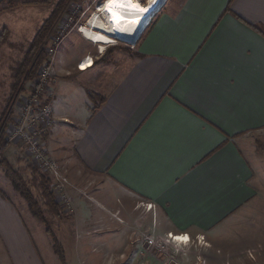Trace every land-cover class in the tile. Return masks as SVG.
Wrapping results in <instances>:
<instances>
[{
	"label": "crops",
	"instance_id": "0c3cea01",
	"mask_svg": "<svg viewBox=\"0 0 264 264\" xmlns=\"http://www.w3.org/2000/svg\"><path fill=\"white\" fill-rule=\"evenodd\" d=\"M158 9L135 48L108 49L86 71L77 65L98 46L67 38L46 93L55 123L45 146L91 174L105 201L153 202L180 231L224 229L249 215L264 179V0H166ZM19 79L0 82V115ZM5 156L28 174L15 146ZM15 192H0V264H43L23 215L40 221ZM73 198L75 214L85 203Z\"/></svg>",
	"mask_w": 264,
	"mask_h": 264
},
{
	"label": "rangeland",
	"instance_id": "374dc122",
	"mask_svg": "<svg viewBox=\"0 0 264 264\" xmlns=\"http://www.w3.org/2000/svg\"><path fill=\"white\" fill-rule=\"evenodd\" d=\"M68 1L0 0V11L3 7L11 6V9L6 10L0 16L2 32L4 29L8 30L7 38H5L0 52V82H7L5 80L10 76L13 78L20 76L14 89L16 92L13 99L18 94H28L31 82L37 77L38 70L46 59L41 44L54 30L56 33L59 32L58 17ZM104 1L97 0L96 5H100ZM142 1L145 2V0ZM24 2L27 3L26 7L23 5L18 7ZM34 5L37 6L34 7ZM87 18L86 16L82 21L85 26L88 22ZM72 33H77L83 38L77 28H74L69 35H65L54 58V72L57 63L64 64L62 55L64 45ZM44 34L45 38L41 43L40 37H43ZM37 36L39 37L37 38ZM117 47L129 46L118 44ZM34 50H39L38 56L44 53L45 58L39 63L36 77L32 79L29 75L32 74L31 70L35 65V60H31L30 57ZM107 50L104 52L105 54L108 52ZM98 52L99 50L96 48L97 54L91 58L97 59L100 56ZM23 83L28 87L27 90L21 87ZM13 99L0 115V128L4 122L9 124L13 122V118H18L23 100L18 101L15 105ZM3 107L5 105L0 104V111ZM13 129L14 126H11L6 132L4 130L0 134V140L3 139L8 147L15 146L20 158L25 162L23 166L26 165L30 168L28 174H25L20 168L16 169L12 165L18 172V176L21 179H29L30 176V179H48L50 189L55 196V202L63 209L62 220L69 219L68 223H59L55 222L50 217L51 215L47 216L49 220L54 221H50L48 228L58 239L66 264H264V179H260L259 182L260 193L256 205L247 210L249 215L236 216L234 223L224 226V229L222 227L223 230L217 228L216 230L180 231L171 225L161 212L156 210L158 206L153 202L141 201L133 196V199L125 204L115 199L113 202L112 197H109V201H105L102 198L104 195L97 194V191L99 192L100 188H103L102 185H98L96 179H92L91 174L83 173L79 167L70 162L58 161L47 152L44 136L48 131L42 138L43 148H45L48 157L55 162L59 173V176L53 175L52 177L49 172L32 160L25 143L20 139L8 141ZM253 142L258 148L257 150H262L263 144L257 137L253 139L251 136V143L253 144ZM257 165L264 175V160L261 159ZM3 175L6 176V172L0 166V192L12 198L13 192L18 191L13 189V183L8 180L7 176V179H3ZM63 178H66L67 185L64 191L60 192L58 186L61 188ZM56 180L61 182L57 183ZM106 185L105 189L109 188L110 183L106 181ZM30 191L39 197L41 189L36 186ZM64 194L68 195L70 199L66 202L69 203V206L63 201L62 195ZM76 195L84 198L85 207H79L73 214L75 209L73 196ZM38 200L42 204L43 213L47 214L42 200ZM98 202L117 209L103 206L104 210H102ZM150 206L154 208L150 209ZM21 207L24 205L21 204ZM23 217L42 263L63 264L53 250L52 237L46 233V226L27 214H24ZM249 227L250 231H243ZM171 233L189 234L191 241L187 245H182L170 238Z\"/></svg>",
	"mask_w": 264,
	"mask_h": 264
},
{
	"label": "built area",
	"instance_id": "2783aa9c",
	"mask_svg": "<svg viewBox=\"0 0 264 264\" xmlns=\"http://www.w3.org/2000/svg\"><path fill=\"white\" fill-rule=\"evenodd\" d=\"M107 1L108 0H105L100 5H96L97 0H69L67 2L66 6L63 8L61 14L58 17L60 22L58 25L59 32L56 33L54 30V32H52L42 44L41 48L44 49L46 59L44 60L45 62L41 64L37 73V77L31 82L28 94H19L15 99H13L15 105L18 103V101L23 100V105L18 118H13V122H10L9 124L4 122L2 127V129L6 132L9 127L14 126L13 132L8 141L11 142L16 139H20V141L25 143L27 152L31 156L32 160L36 164L40 165L45 171L49 172L52 177L53 175L59 176V173L57 172V166L55 165V162L48 157L45 148H43L44 145L42 144V138L54 126L55 123L52 106L49 102H47L46 98L50 77L54 73V58L63 42L65 35H69L74 28H77L78 32L84 36L82 30L85 25L82 24V21L87 16L88 24L96 14V11H98L99 8ZM114 41L115 43L106 45V48L112 44H124L131 48H135L134 44L128 43L126 41H121L117 38L114 39ZM98 48L101 47L98 46ZM84 61L85 60L78 64V70L84 71V68H86L82 65ZM22 87L25 90L28 89L25 83H23ZM6 126L7 128H5ZM61 181V188L60 186H58V188L60 192H63L65 186L67 185V180L66 178H63ZM61 181L56 180L55 182L59 183ZM62 197L64 203L70 200L66 194L62 195ZM151 208L152 206H150V209Z\"/></svg>",
	"mask_w": 264,
	"mask_h": 264
},
{
	"label": "bare ground",
	"instance_id": "6f19581e",
	"mask_svg": "<svg viewBox=\"0 0 264 264\" xmlns=\"http://www.w3.org/2000/svg\"><path fill=\"white\" fill-rule=\"evenodd\" d=\"M117 1L121 0H108L98 11H96L92 20L83 27L82 30L84 33V36L82 37L94 45L100 46L101 48L99 49L102 51L106 49V45L115 43L114 39L116 38L121 41L130 42L133 40V42H135L138 38L137 36L141 33L140 30L143 25L140 24V21L144 23L146 15L149 16V14H154L162 5L163 0H145L146 2H144V4L139 0H122L124 1L125 6L123 9L112 8ZM139 9H146V11H140ZM148 18H146L145 21ZM135 37L137 38L135 39ZM85 61L82 64L83 67H86L84 68V71L89 67L92 68L94 64L93 58L91 59V62L86 61L85 63ZM177 237H186V239H177ZM170 238L182 245H187L191 241L189 235H178L175 237L171 235Z\"/></svg>",
	"mask_w": 264,
	"mask_h": 264
},
{
	"label": "trees",
	"instance_id": "16d2710c",
	"mask_svg": "<svg viewBox=\"0 0 264 264\" xmlns=\"http://www.w3.org/2000/svg\"><path fill=\"white\" fill-rule=\"evenodd\" d=\"M8 8H11V6ZM45 34L43 37H40L41 43L45 38ZM39 36H37V38ZM116 47L117 46H113V47H110V49H114ZM38 53H39V50L37 51L34 50V53H32L30 57L31 60H35V65L32 67V70H31L32 74L30 73L29 75L30 78L32 79L36 77L37 69L40 66L39 63H41L45 58L44 53H41L39 56H38ZM3 132L4 130L0 128V134ZM7 147H8V144L3 139H1L0 140V166L5 169L6 176L9 178L11 183H13L14 189H16L22 195L25 201L28 203V206L32 214L46 226L47 234L52 237V245H53V250L55 254L58 256L59 260L62 261L63 264H66L65 256L62 253L61 245L59 244L58 239L56 238L55 234L51 233V230L48 228L50 224V220L47 217L48 214L51 215L50 217L53 219L62 220V217H64L63 209H61L60 206L56 204L55 202V196L50 189L49 180L48 179L47 180L21 179L18 176V172L14 169V167L9 163V161L5 157V149H7ZM3 153H4V156H3ZM36 186L38 187V189L39 188L41 189L39 197H36L34 193L30 191L34 189ZM38 199L42 200L43 207H45V211L48 212L47 214L43 213L41 209L42 204L39 202Z\"/></svg>",
	"mask_w": 264,
	"mask_h": 264
},
{
	"label": "clouds",
	"instance_id": "9594fccd",
	"mask_svg": "<svg viewBox=\"0 0 264 264\" xmlns=\"http://www.w3.org/2000/svg\"><path fill=\"white\" fill-rule=\"evenodd\" d=\"M165 1H166V0H163V1H162V4H163ZM159 8H160V7H159ZM158 10H159V9H158ZM158 10H157V11H158ZM157 11H156V12H157ZM156 12H155L154 14H152V15L149 14V16H148L149 18L147 17L148 19H147L146 21H144V23H143V25H142V27H141V30H140L141 33H142V31H144V30H145V29L151 24L152 19H153V17L155 16ZM141 33H140V34H141ZM140 34H139V35H140ZM126 42H127V41H126ZM128 43H129V42H128ZM112 46H117V45H116V44H112V45H110V46H107V48H108V47H112ZM107 48H106L104 51H102V50L100 51V49L98 48V50H99L98 53H99L100 55H103L104 52L107 50Z\"/></svg>",
	"mask_w": 264,
	"mask_h": 264
},
{
	"label": "snow or ice",
	"instance_id": "6c2138e0",
	"mask_svg": "<svg viewBox=\"0 0 264 264\" xmlns=\"http://www.w3.org/2000/svg\"><path fill=\"white\" fill-rule=\"evenodd\" d=\"M138 7V6H136ZM140 11H146V9H139ZM177 239H186V237L182 238V237H177Z\"/></svg>",
	"mask_w": 264,
	"mask_h": 264
},
{
	"label": "water",
	"instance_id": "95a60500",
	"mask_svg": "<svg viewBox=\"0 0 264 264\" xmlns=\"http://www.w3.org/2000/svg\"><path fill=\"white\" fill-rule=\"evenodd\" d=\"M127 42H128V41H127ZM129 43H134V42L131 41V42H129Z\"/></svg>",
	"mask_w": 264,
	"mask_h": 264
}]
</instances>
